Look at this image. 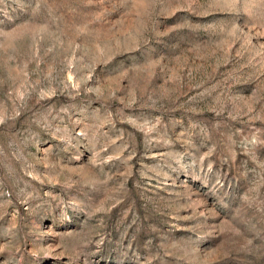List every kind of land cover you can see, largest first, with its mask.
Listing matches in <instances>:
<instances>
[{"label":"rangeland","instance_id":"obj_1","mask_svg":"<svg viewBox=\"0 0 264 264\" xmlns=\"http://www.w3.org/2000/svg\"><path fill=\"white\" fill-rule=\"evenodd\" d=\"M0 264H264V0H0Z\"/></svg>","mask_w":264,"mask_h":264}]
</instances>
